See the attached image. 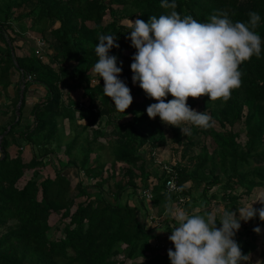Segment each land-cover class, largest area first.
<instances>
[{"label":"trees","instance_id":"16d2710c","mask_svg":"<svg viewBox=\"0 0 264 264\" xmlns=\"http://www.w3.org/2000/svg\"><path fill=\"white\" fill-rule=\"evenodd\" d=\"M174 2L173 9L163 7L161 0H0V87L8 88L17 77L16 86L21 89L24 85L23 93L31 85L41 86L46 92L33 107L32 128L18 132L21 117L17 121L14 116L11 128L0 132V264H170L167 254L151 246L153 234L138 208L122 199L124 192L132 189L143 204L146 200L141 194L147 188L157 198L178 199L166 192L167 173L162 171L154 184L148 182L154 172L147 166L142 148L147 144L165 146L166 142L161 138V143L155 144L158 131L146 134L140 128L142 122L161 120L159 116L149 118L146 108L157 101L132 81L130 65L136 50L127 39L130 29L122 23L125 20L147 22L150 16L175 11L181 18L191 16L201 23L221 13H227L233 22L246 23L250 11L260 14L255 31L262 39L261 57L253 56L239 66L240 87L232 90L226 102L210 101L206 95L187 99L189 106L207 111L218 127L213 124L206 131L190 125L188 135L179 127H169L180 153L179 162L171 168L177 174L181 194L190 197L185 204L193 205L199 199L192 196V191L201 185L200 198L214 201L216 193L211 197L208 193L218 187L225 192L224 210L238 212L241 197L264 188V0H250L248 10H240V0ZM30 5H34L31 11L24 12ZM27 19H32V28L43 35L50 29L51 37L42 39L45 44L41 51L36 42L31 55L19 56L16 42L24 35L16 28L26 25ZM102 34L117 37L119 47L110 54L118 57V66L122 62L119 78H128L133 97L125 113L117 111L111 98L104 95V82L92 70L98 59L94 48ZM93 79L97 84L91 85ZM73 94L86 103L77 102ZM171 99L169 94L166 100ZM23 107L24 99L18 109L21 116ZM104 110L107 119L119 112L137 121L119 123L120 140H107L112 158L109 162L101 153L106 148L100 142L105 134L93 127ZM77 114L90 119L81 131L75 125ZM65 120L71 123L69 135ZM16 133L24 144L39 150L29 162L22 152L13 156L8 151L12 143L17 144ZM58 150L67 161L57 157ZM47 164H52L53 177H43ZM70 168L78 172L75 185L64 175ZM238 189L242 191L234 196ZM54 214L61 215L59 223L63 225L62 234L55 239L51 234ZM258 226L264 229V221ZM259 234L251 237L242 253L249 254L255 248L249 246ZM260 235L262 244L264 233Z\"/></svg>","mask_w":264,"mask_h":264},{"label":"clouds","instance_id":"9594fccd","mask_svg":"<svg viewBox=\"0 0 264 264\" xmlns=\"http://www.w3.org/2000/svg\"><path fill=\"white\" fill-rule=\"evenodd\" d=\"M161 4L175 8L174 0H161ZM248 16L246 23L233 22L227 13H221L201 23L172 11L150 16L147 22L139 18L128 21L127 39L136 50L130 65L132 81L157 101L146 108L149 118L159 116L161 122L179 127L184 135L189 132L181 127L185 122L205 129L213 126L207 111L197 112L187 99L206 95L210 101L226 102L232 90L240 87L239 66L253 56L260 58L262 52V39L255 31L260 14L250 11ZM116 40L113 35L98 37L94 48L98 59L92 70L104 82V95L111 98L117 111L125 113L133 97L119 78L122 62L118 66V57L110 54L119 47ZM169 94L173 99L166 100ZM257 201L264 204V199ZM253 204L237 208L239 217L225 210L219 220L212 213L189 215L182 208H170L174 221L168 236L174 245L167 253L170 264H250V255L242 253L235 236L241 221L256 216L264 221V207L257 209ZM253 231L259 234L261 229Z\"/></svg>","mask_w":264,"mask_h":264},{"label":"rangeland","instance_id":"374dc122","mask_svg":"<svg viewBox=\"0 0 264 264\" xmlns=\"http://www.w3.org/2000/svg\"><path fill=\"white\" fill-rule=\"evenodd\" d=\"M34 5H30L29 7L24 8V12H29L31 11L32 7ZM239 8L240 10H248L250 8V0H240V4H239ZM31 20L32 19H27L26 20V25L22 26V27H17L16 30L20 31L21 34H24V38H26V40L24 41L26 44L22 46L21 52L24 53H30L29 55L32 54V49L31 46H33L34 44L39 41V39H43L44 41H46V38L51 37L50 34V29H48L44 35L42 32L38 31V28H32V24H31ZM129 20H125L122 23L123 24H128ZM135 21V20H133ZM57 27V26H56ZM36 45V44H35ZM17 46V45H16ZM19 49L20 47L17 46ZM26 48V49H25ZM123 65H125V62L123 61ZM121 78L123 79V81L126 83V86L129 87L127 85L128 83V78L126 76H122ZM121 79V80H122ZM97 84V80L93 79L91 82V85H95ZM130 89V93L132 95V90ZM200 102V99L198 100ZM82 102L86 103L85 99H82ZM81 102V103H82ZM80 103V104H81ZM81 106V105H80ZM114 106V104H113ZM115 107V106H114ZM192 109H195L197 112H203V110H201V108H198L197 106H190ZM96 110L94 109L93 112H95ZM103 113L105 114H100L98 117V124L94 127L95 129L100 128L102 130V132L105 134L104 137H102V142L105 143L106 148L101 151L102 153V159L105 161H110L111 158V154H110V149H109V144H108V139H116V140H120V128H118V126L120 124H124V123H129V122H137L135 118H130L124 114H120L119 112L113 114V116H111L112 118L107 119L105 115H108L107 111L104 110ZM95 113H92V116H94ZM108 120V121H107ZM120 123V124H119ZM160 123V124H159ZM158 122H154V123H145L142 122L140 128H143V131L146 134H151L154 130H157V134H156V141L154 142L155 144L161 143V138H164L166 145L165 146H161V145H157V146H151V145H146L142 148V153L145 156L146 162H147V166L149 167L150 170H152V172H154L153 176L149 179V181L152 179V181L150 182V184H154L157 182V178L158 175H160L163 171V167L164 166H168V165H174L176 166L177 162H179V157H178V146L177 144L173 143L172 139H173V133L171 131V127H169V125L159 121ZM80 128L83 129L86 124L85 122H81ZM185 124V128H189L191 124L188 123H183ZM99 126V127H98ZM214 127H218V124L215 123L214 121ZM202 128V127H201ZM91 129V128H90ZM204 130L208 131L209 128ZM239 128H236V130H238ZM68 128H67V132H68ZM81 131V130H80ZM89 133V131H87ZM241 141H245V137L242 136L241 137ZM207 143L209 145H211V140L209 139V141H207ZM152 150H154V154L152 152ZM58 156L60 158H63L64 161H67V158L64 157L62 155V151L58 150ZM180 154V153H179ZM94 158H95V153L91 156V161L94 164ZM160 163V164H159ZM256 163H259V160L256 161ZM43 177L45 178L46 176H51L53 177L55 172L54 169L52 168V166L50 164H47L46 166L43 167ZM65 173H70L69 176L72 180V184L75 185L77 183V181H73L72 179V173L74 175H76V170H74L73 168H70L68 170H65ZM72 175V176H71ZM104 177H107V174L105 173ZM119 177V176H118ZM119 178H116L114 180V182H117ZM95 179L94 181H91V183H95ZM113 182V181H112ZM137 183H140V181H138ZM191 185V184H189ZM203 186H198L197 188H194V190L192 191V196H194L195 198H200L201 197V191H202ZM132 190V189H131ZM240 191H242L241 189H238V191H234L233 195L236 196ZM127 192V191H126ZM164 193V192H163ZM213 193H216L215 195L217 196L216 198H214V201H207L203 198H201L202 202L205 203L204 206H202L200 208V215H204L206 213H212L214 215H216L217 220H219L220 215L223 214L224 210V206L226 205L225 202L223 201V196L225 194V192L222 189H218V187H214L211 191V193L209 192L208 195L211 197ZM134 196H132L133 198ZM164 196H162L163 198ZM165 198V197H164ZM240 204L242 205V207L248 206L250 207L255 201L260 200V199H264V188H256L254 189V191L252 192V194L250 196H244L240 198ZM80 201V199H79ZM148 202H155V198L151 199V200H147ZM208 202V203H207ZM227 203V202H226ZM152 205V204H151ZM254 208H261L264 207V204L260 203L259 201L255 202L253 204ZM196 211V210H194ZM159 210L157 208H155V210H151V214L153 215H159ZM235 212V211H234ZM237 217H239V212H235ZM61 218L60 214H54L53 218L51 220V224H52V230H51V234L53 239L57 238L58 236H60L62 234L61 229L63 228V225L61 226V224L59 223V219ZM260 219L258 216H256L255 218L244 222L241 221V227L239 229V231L236 233L235 239L236 241L239 243V245L241 246V248L246 247L247 243L250 242V239H252L251 237H254V231L253 229L255 227H259L258 224L260 223ZM148 223L149 225H155L156 223H153L152 220V216L149 215L148 217ZM13 224V222H11V225ZM219 224V223H218ZM261 229V233H264V229ZM254 233V234H253ZM258 235L256 236V241H252V243H250V248L255 247L253 250L250 251V264H257V262H260V264H264V242L262 244H260L261 241V237H263L262 235ZM264 241V238H263Z\"/></svg>","mask_w":264,"mask_h":264},{"label":"crops","instance_id":"0c3cea01","mask_svg":"<svg viewBox=\"0 0 264 264\" xmlns=\"http://www.w3.org/2000/svg\"><path fill=\"white\" fill-rule=\"evenodd\" d=\"M27 24V23H26ZM16 26V24H14ZM58 26V25H57ZM20 32V31H19ZM24 35V34H23ZM24 38H19L16 42V45L20 47V49L17 47V54L19 56L23 55H29L30 53H24L22 51V46L27 43L24 42ZM33 46H31L32 51H34V42ZM26 49V48H25ZM24 50V49H23ZM25 51V50H24ZM17 77L13 78V84L9 86L6 89H3L0 87V132L3 131L5 128L9 130L11 128L10 122L14 118V116H17V121L21 117L20 125L16 129L18 132H24L25 130L32 128L34 126V116L32 114L34 105L39 101L40 98L44 97L46 92L45 90L38 85H31L27 89L26 93H23V86H21V89L19 86H16ZM73 98L77 100V102H82V97H80L78 94H73ZM24 99V107L22 109V116L20 115V112L18 111L21 101ZM17 102V105L14 107V103ZM90 119L88 118H79V115L77 114L75 117V125L80 131L81 128L79 125H81V122H85L87 125ZM99 123V122H98ZM97 123V124H98ZM96 124V125H97ZM94 125L93 127H95ZM65 132L67 135L71 132V123L70 121L65 120L64 122ZM99 127V126H98ZM67 128L69 129L67 132ZM99 129V128H98ZM90 132V129L88 130ZM6 134V133H5ZM17 138V144L12 143L8 149L9 153L13 156H15L19 151L22 152V155L24 157V160L26 162H29L31 160L34 153H39L38 149H33L32 146L28 144H24L25 142L20 138L19 134L16 133ZM1 140V136H0ZM103 140L101 139L100 142ZM154 151V150H153ZM96 158V157H95ZM95 160V159H94ZM52 166V164H50ZM121 164H118V170H120ZM53 168V167H52ZM77 172V170H76ZM70 173H65V176L68 177L72 183V180L69 176ZM73 175V176H72ZM72 179L73 181L78 182V172L76 175L72 173ZM119 178V177H118ZM152 179L148 182L150 183ZM132 196H134L132 198ZM122 199L124 202H128L129 205L137 207L139 210V214L142 217V219L146 223V228L151 230L153 234V239L151 240V246L155 249H159L160 252L165 255L168 253V249L172 248L174 250V245L169 241L168 236L171 235V225L174 223L172 220L169 209L173 207H179L184 209L189 215H200L201 211L200 208L205 205V203L202 202L201 198H199L197 201L193 203V205L190 204H184L180 205L175 201H168L166 198H157L155 197V202H144L142 204L139 195L134 194L131 189H128L127 192L125 191ZM188 202L190 201V197H188ZM206 200V198H204ZM208 203V202H207ZM152 204V205H151ZM157 208L160 212L159 215H153L151 214V210H155ZM196 210V211H194ZM149 215L152 216L153 223H156L155 225H149L148 223V217ZM217 227H220V225L217 223ZM245 248V247H244ZM241 248V249H244ZM251 249V248H250ZM251 253H249L250 255ZM251 258V257H250Z\"/></svg>","mask_w":264,"mask_h":264},{"label":"built area","instance_id":"2783aa9c","mask_svg":"<svg viewBox=\"0 0 264 264\" xmlns=\"http://www.w3.org/2000/svg\"><path fill=\"white\" fill-rule=\"evenodd\" d=\"M44 41L42 39H39V41H37V46L39 48V51H41L44 47ZM37 52V54H41L40 52ZM28 80H31V76H28L27 78ZM23 88H24V85H23ZM155 152L153 151V154ZM160 164V163H159ZM163 172L167 173L169 176V178L167 179L166 181V185H165V189H166V192L167 194L169 195H177L178 199H177V203L180 204V205H184L189 199L188 197L186 196H183L181 194V186L178 184V181H177V174L175 173L174 169L171 168V165H166L164 166L163 168ZM141 197L144 199V200H151L153 198H155L153 192L151 191V189L147 188L145 190H143L142 194H141Z\"/></svg>","mask_w":264,"mask_h":264}]
</instances>
